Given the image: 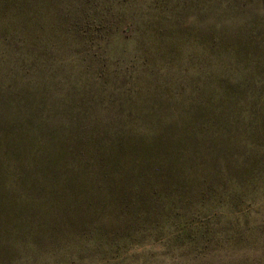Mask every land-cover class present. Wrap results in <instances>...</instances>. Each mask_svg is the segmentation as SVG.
<instances>
[{
    "label": "rangeland",
    "instance_id": "1",
    "mask_svg": "<svg viewBox=\"0 0 264 264\" xmlns=\"http://www.w3.org/2000/svg\"><path fill=\"white\" fill-rule=\"evenodd\" d=\"M253 69L264 0H0V264H264Z\"/></svg>",
    "mask_w": 264,
    "mask_h": 264
},
{
    "label": "trees",
    "instance_id": "2",
    "mask_svg": "<svg viewBox=\"0 0 264 264\" xmlns=\"http://www.w3.org/2000/svg\"><path fill=\"white\" fill-rule=\"evenodd\" d=\"M248 77L253 84L256 81L262 87V98H264V69H253V71L249 73ZM259 123L261 128L264 129V101L262 103L261 111L259 112Z\"/></svg>",
    "mask_w": 264,
    "mask_h": 264
}]
</instances>
